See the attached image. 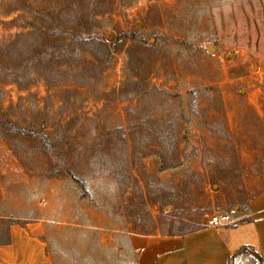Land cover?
Segmentation results:
<instances>
[{
	"label": "rangeland",
	"instance_id": "rangeland-1",
	"mask_svg": "<svg viewBox=\"0 0 264 264\" xmlns=\"http://www.w3.org/2000/svg\"><path fill=\"white\" fill-rule=\"evenodd\" d=\"M50 19L106 66L80 50L56 82L0 80V218L44 219L60 264H114L101 234H182L264 189V0H0V44Z\"/></svg>",
	"mask_w": 264,
	"mask_h": 264
},
{
	"label": "crops",
	"instance_id": "crops-1",
	"mask_svg": "<svg viewBox=\"0 0 264 264\" xmlns=\"http://www.w3.org/2000/svg\"><path fill=\"white\" fill-rule=\"evenodd\" d=\"M220 223L178 233L158 230L141 232L121 229L105 234L100 243L115 249L114 264H228L240 246L256 250L264 261V189L248 198L245 205L219 214ZM44 219L28 220L8 227V241L0 242V264H60L57 241ZM76 236V235H75ZM234 264H254L249 253H239Z\"/></svg>",
	"mask_w": 264,
	"mask_h": 264
},
{
	"label": "trees",
	"instance_id": "trees-1",
	"mask_svg": "<svg viewBox=\"0 0 264 264\" xmlns=\"http://www.w3.org/2000/svg\"><path fill=\"white\" fill-rule=\"evenodd\" d=\"M49 14L50 12H44V15L46 16ZM76 19L79 18L76 16L71 18V20L75 22L77 21ZM64 24V22L61 23L59 20L50 19L45 26L32 25L31 30L24 34V42L20 44V49L16 56H12V48L16 43L15 40L3 41L0 44V80L14 82L21 88L28 87L30 83L36 82L39 78L47 82H56L60 72L66 67V65L69 67H76V65L80 63V61L76 60L78 56H80V50L86 51L93 57L94 61L100 63L101 66L99 65V67H97V75L94 74L95 76H99L101 68H105L106 65L101 64L104 62L105 58L101 57V55H97L96 52L99 51V53L102 52V54L108 53L106 50V45L108 44L103 45V50L97 48L96 51L94 50L95 46L93 40L96 37H93L88 30L80 27L77 23H67V26ZM19 42L20 41L18 40V44ZM130 66L131 68H137V63H133ZM82 68H86V65ZM145 71L146 69H142L139 72L132 69L130 75L126 80L121 82V84H139V82L143 80L142 72ZM133 78H136V80ZM10 126L12 127V125ZM14 130L17 133L27 134L24 131H20L23 129L14 128ZM172 145L175 147L177 142ZM62 161V168L64 170L62 171L64 172L63 177L73 178L70 173L72 167V163H70L71 161L69 159H62ZM59 170L61 172V167L58 168V171ZM3 217L4 218H0V222L5 221L6 224L3 229V235L0 236V242L8 241V227L10 224L15 223V221H10L12 215H6ZM200 227L202 226L199 225L187 232L194 231ZM244 252L249 253L252 256L254 264H264L262 256L249 246H240L238 250L230 256L228 264H234L233 258L237 254Z\"/></svg>",
	"mask_w": 264,
	"mask_h": 264
},
{
	"label": "built area",
	"instance_id": "built-area-1",
	"mask_svg": "<svg viewBox=\"0 0 264 264\" xmlns=\"http://www.w3.org/2000/svg\"><path fill=\"white\" fill-rule=\"evenodd\" d=\"M220 223V217L218 214H213L205 220L206 226H215Z\"/></svg>",
	"mask_w": 264,
	"mask_h": 264
},
{
	"label": "water",
	"instance_id": "water-1",
	"mask_svg": "<svg viewBox=\"0 0 264 264\" xmlns=\"http://www.w3.org/2000/svg\"><path fill=\"white\" fill-rule=\"evenodd\" d=\"M206 50H207V51H213L214 49H213V47H211V46H207V47H206ZM227 57L233 59V58H234V55H233V54H229V55H227Z\"/></svg>",
	"mask_w": 264,
	"mask_h": 264
}]
</instances>
